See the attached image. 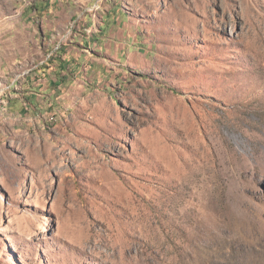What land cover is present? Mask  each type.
Here are the masks:
<instances>
[{"label":"rangeland","instance_id":"rangeland-1","mask_svg":"<svg viewBox=\"0 0 264 264\" xmlns=\"http://www.w3.org/2000/svg\"><path fill=\"white\" fill-rule=\"evenodd\" d=\"M256 165L264 0H0V264H264Z\"/></svg>","mask_w":264,"mask_h":264},{"label":"bare ground","instance_id":"bare-ground-1","mask_svg":"<svg viewBox=\"0 0 264 264\" xmlns=\"http://www.w3.org/2000/svg\"><path fill=\"white\" fill-rule=\"evenodd\" d=\"M258 142H260V141H258ZM251 169H252V176L251 175L248 176L250 170H246V171L242 172V175L239 177V179L237 178L238 180L236 181V193H234V194L236 196V199L240 200L239 203L241 205H244V206L246 204L244 196H245V194H247L251 191L252 185H254V183H256V182L257 183L258 182H264V165H261V166L256 165ZM246 172L248 174H246ZM250 176L252 178H250ZM247 178H250L251 181ZM241 205H240V207H241Z\"/></svg>","mask_w":264,"mask_h":264},{"label":"crops","instance_id":"crops-1","mask_svg":"<svg viewBox=\"0 0 264 264\" xmlns=\"http://www.w3.org/2000/svg\"><path fill=\"white\" fill-rule=\"evenodd\" d=\"M94 24L96 25V27H98V25H97V23L94 21ZM103 25V22H101V25H100V28H101V26ZM101 30V32H104L102 29H100ZM110 46V48H109V50H111L112 49V47H111V45H109ZM61 51H63V53H65V51H64V46L62 47V49H61ZM59 55V52L58 53H56V59L58 58V57H60V63H58V65H59V67H60V69H62L63 68V70L61 71V73L63 72V73H65V69H66V67L68 66V64H67V59H66V57H67V55H66V53L64 54V56H58ZM72 59H76V58H78V59H80V57H81V55H80V52H76V51H74L73 50V52H71L70 53V55H69ZM70 58V59H71ZM62 60V61H61ZM49 64V63H48ZM56 65L57 64H54L52 67H50V68H48L46 71H43V75H45V77H43V78H40L39 80H37L36 81V83H37V86H39V89H43V90H49V89H51V91H52V89H53V85L54 84H56L57 82H56V79H55V76H54V74H55V72H53L54 70L53 69H58L57 67H56ZM56 67V68H55ZM64 75V74H63Z\"/></svg>","mask_w":264,"mask_h":264}]
</instances>
